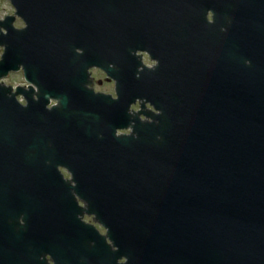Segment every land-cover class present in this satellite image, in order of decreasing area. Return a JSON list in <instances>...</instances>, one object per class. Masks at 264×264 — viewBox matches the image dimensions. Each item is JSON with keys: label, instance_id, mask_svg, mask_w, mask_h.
Wrapping results in <instances>:
<instances>
[{"label": "water", "instance_id": "1", "mask_svg": "<svg viewBox=\"0 0 264 264\" xmlns=\"http://www.w3.org/2000/svg\"><path fill=\"white\" fill-rule=\"evenodd\" d=\"M9 1L16 13L0 20V232L10 252L0 246V264H13L4 257L18 247L20 264L38 263L35 227L48 245L57 225L49 203L72 188L103 201L112 236L134 227L139 258L149 247L161 264H264V0ZM227 34L229 58L215 42ZM120 48L147 51L158 65L139 70L134 55L138 66L119 70ZM94 66L135 81L154 108L139 111L132 134L117 135L131 120L104 115L105 96H88ZM21 68L29 88L6 85ZM50 98L58 105L48 108ZM126 197L137 211L128 213Z\"/></svg>", "mask_w": 264, "mask_h": 264}, {"label": "flooded vegetation", "instance_id": "2", "mask_svg": "<svg viewBox=\"0 0 264 264\" xmlns=\"http://www.w3.org/2000/svg\"><path fill=\"white\" fill-rule=\"evenodd\" d=\"M209 20L214 21L211 12ZM225 30L226 28H223V31ZM215 42L217 48L224 51V57L229 58L234 48L233 38L229 34L226 37L217 36ZM79 52L81 51L79 50ZM134 55L137 58H139L138 56L141 57L142 66L139 67V70H143V66L152 69L158 65V61L147 51L137 50L134 52V50H130L129 54L127 50L124 56L120 48L117 63L118 69L126 70L127 67L131 70L133 67L138 66L133 59ZM247 64L251 63L247 62ZM88 73L89 78L85 85L88 89V96L91 99L93 98L89 90L94 95L105 96L102 98L106 101L105 107L102 109L104 115L115 117L124 114L131 120L130 127L118 129L117 135L132 134L134 132L132 125L136 123L135 118L139 111L153 110L146 99H140L138 96V87L135 81L130 86L129 82L124 85L110 76L105 70L96 66L90 67ZM23 86L26 89L29 87L26 84H23ZM24 103L26 102L24 101ZM144 103H146V108H143ZM55 105H58V101L50 98L48 108ZM142 118L145 119V116L142 115ZM58 170L65 181H70L69 185H76L72 173L66 167L58 166ZM60 187L63 189L67 188L64 185ZM126 199L131 201L127 206L128 213L129 208L131 211H137L136 207H134L135 204L133 206L132 198L126 197ZM49 204L52 207L49 213L55 217L57 225L53 226L55 232L51 234L48 245L44 244L43 227L41 225L35 227L36 247L34 249V259L38 261L37 264H42L44 260H46L47 264H161L154 260L149 247H147V255L139 258L138 234L133 226L127 225L123 228V230H128L130 227V234H121L119 237L118 234L117 236L109 234V229L100 220V216H103L102 213H104L103 201L97 202L95 199L79 195L72 188L70 193L64 192L63 195L55 196ZM42 210L45 211L44 209ZM122 211L121 209L115 210L117 213ZM67 217L71 218V220L66 225L61 224ZM16 229L20 231L22 228L16 227ZM5 237L4 233L0 232V246L10 252V248L6 246L9 243L5 240ZM32 248L30 246L29 251ZM14 251L17 252L15 256L8 258V255H6L4 259L13 264H20L23 260H26L24 248L18 247ZM162 264H167L164 258Z\"/></svg>", "mask_w": 264, "mask_h": 264}, {"label": "rangeland", "instance_id": "3", "mask_svg": "<svg viewBox=\"0 0 264 264\" xmlns=\"http://www.w3.org/2000/svg\"><path fill=\"white\" fill-rule=\"evenodd\" d=\"M15 9L8 0H0V18L4 19L8 15H14ZM17 28H22L25 26L22 19L17 18L15 22ZM3 53V49L0 48V59ZM7 85L17 86L23 85L25 83L24 76L22 72H13L11 75L4 81Z\"/></svg>", "mask_w": 264, "mask_h": 264}]
</instances>
